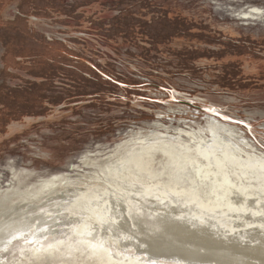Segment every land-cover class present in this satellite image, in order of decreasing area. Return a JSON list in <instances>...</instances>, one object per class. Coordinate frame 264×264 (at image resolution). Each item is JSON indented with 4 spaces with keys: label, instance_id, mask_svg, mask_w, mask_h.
Instances as JSON below:
<instances>
[{
    "label": "rangeland",
    "instance_id": "374dc122",
    "mask_svg": "<svg viewBox=\"0 0 264 264\" xmlns=\"http://www.w3.org/2000/svg\"><path fill=\"white\" fill-rule=\"evenodd\" d=\"M0 25L18 53L6 59L0 42V87L40 83L49 60L60 63L59 77L43 88L52 99L42 114L7 121L6 108L0 112V201L20 192L7 204L40 205L71 196L66 186L113 192L103 176L111 157L140 177H167L146 140L159 138L158 149L171 142L211 148L207 118L225 126L218 133L249 165L264 157V0H0ZM22 55L37 57L33 68L35 58ZM209 195L216 198L214 189ZM226 229L246 231L232 222Z\"/></svg>",
    "mask_w": 264,
    "mask_h": 264
},
{
    "label": "bare ground",
    "instance_id": "6f19581e",
    "mask_svg": "<svg viewBox=\"0 0 264 264\" xmlns=\"http://www.w3.org/2000/svg\"><path fill=\"white\" fill-rule=\"evenodd\" d=\"M210 120L205 130L211 148L171 142L158 149L159 138L146 140L158 150L167 177H140L124 158L111 157L103 176L114 183L113 192L66 186L71 196L40 205H8L20 192L2 199L0 264H264V176L258 173L264 157L249 158V165L242 149L218 133L225 126ZM213 189L216 198L209 195ZM84 203L97 212L78 211ZM25 205L28 210L20 212ZM227 222L246 231L231 235ZM6 224L21 229L8 242ZM10 248L12 258L4 261L2 253Z\"/></svg>",
    "mask_w": 264,
    "mask_h": 264
},
{
    "label": "trees",
    "instance_id": "16d2710c",
    "mask_svg": "<svg viewBox=\"0 0 264 264\" xmlns=\"http://www.w3.org/2000/svg\"><path fill=\"white\" fill-rule=\"evenodd\" d=\"M125 10H127L128 14L130 13L128 10L129 8H126ZM126 12V11H125ZM25 14V13H23ZM15 23L13 22H9L6 23V25H8V29L12 28L11 30L14 29L13 25ZM2 25H0V28H2V33L0 34V42L2 43V46L5 48V56L6 59L10 54L16 55L14 53H12V49H10V44L8 41V32H10L8 29H6V26L1 27ZM6 29V30H5ZM15 32L20 33V30H16L14 29ZM26 33L28 36L30 37H36L37 35H35V33L32 31H29L28 28L26 29ZM156 37V35H155ZM18 56V55H17ZM23 59H27V58H35V56L33 57H29V56H20V58ZM37 57L34 60H30L31 61V68L34 67V64L37 63L36 61ZM78 61V60H77ZM58 62H56L55 60H49L48 64H47V72L45 73V75L43 76L44 81H41L40 83H36L33 82L32 84L29 83L27 86L24 87H7V86H2L0 87V112L6 108V111H8L9 116H7V121L9 120H13L16 119L17 117L21 116H25V115H40L42 114L45 110H46V100L49 99V97H46L45 91H44V87H50L48 84L50 82H52L54 79L59 77V73L57 72L58 69ZM87 66L89 68L90 65ZM95 69V68H94ZM96 70V69H95ZM97 71V70H96ZM98 73L103 76L102 73H100L98 71ZM110 80V82L114 83V84H118L119 82L112 79V78H108ZM70 81L72 82H76V80L74 79V77L70 78ZM143 86V85H142ZM135 87H140V86H135ZM83 95V94H80ZM52 98L50 97L49 100H51ZM56 98H54L55 100ZM32 101V102H30ZM30 103H34V105H31ZM10 118V119H9Z\"/></svg>",
    "mask_w": 264,
    "mask_h": 264
},
{
    "label": "snow or ice",
    "instance_id": "6c2138e0",
    "mask_svg": "<svg viewBox=\"0 0 264 264\" xmlns=\"http://www.w3.org/2000/svg\"><path fill=\"white\" fill-rule=\"evenodd\" d=\"M122 227H126V225L122 226ZM4 231L6 232L5 242H8V237L10 236L12 239L17 238L16 237V233L21 231V229L14 228L13 225H11V224H6V227H5Z\"/></svg>",
    "mask_w": 264,
    "mask_h": 264
},
{
    "label": "water",
    "instance_id": "95a60500",
    "mask_svg": "<svg viewBox=\"0 0 264 264\" xmlns=\"http://www.w3.org/2000/svg\"><path fill=\"white\" fill-rule=\"evenodd\" d=\"M202 110L206 113V114H213L215 113L216 115H219L220 117L223 116L222 114H220L218 112V109L217 108H214V107H205V108H202ZM217 110V111H216ZM209 112V113H207ZM236 122V121H235ZM243 127H244V123H240ZM247 128H249L248 126H246Z\"/></svg>",
    "mask_w": 264,
    "mask_h": 264
}]
</instances>
